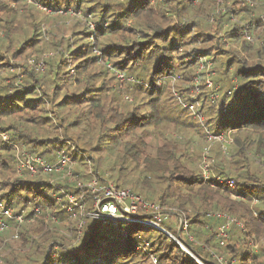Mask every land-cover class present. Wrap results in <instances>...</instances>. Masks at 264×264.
I'll use <instances>...</instances> for the list:
<instances>
[{"label": "trees", "instance_id": "trees-1", "mask_svg": "<svg viewBox=\"0 0 264 264\" xmlns=\"http://www.w3.org/2000/svg\"><path fill=\"white\" fill-rule=\"evenodd\" d=\"M10 1L0 0L6 15H0V203L26 220L9 219L0 231L2 264H140L151 258L157 264H218V256L227 264H264V0H12L22 14ZM37 3L54 14L73 7L94 17V41L81 26L71 39L46 41L47 14ZM44 46L53 53L45 72L24 62L20 74L10 73L12 59L39 60ZM200 56L225 57L215 68L218 100L210 99L204 83L197 96L205 129L223 135L231 150L225 155L214 146L208 178L199 163L202 126L195 128L192 113L173 93L192 98ZM22 151L47 162L68 154L78 163V178L21 175ZM80 153L101 184L117 174V188L131 185L146 202L182 215L188 231L173 233L171 220L162 227L193 255L156 228L136 222L95 226L89 217L79 218L82 232L71 244L59 231L74 223L63 205L65 193L83 195L87 212L96 199L80 187L91 180ZM78 231L73 225L75 238Z\"/></svg>", "mask_w": 264, "mask_h": 264}, {"label": "built area", "instance_id": "built-area-1", "mask_svg": "<svg viewBox=\"0 0 264 264\" xmlns=\"http://www.w3.org/2000/svg\"><path fill=\"white\" fill-rule=\"evenodd\" d=\"M45 9L49 13H55L52 10ZM60 13H65L66 15L70 14L72 10L63 11L60 10ZM73 14H81L80 11H73ZM95 28V26H93ZM95 30V29H94ZM248 39L251 37L248 35ZM213 60H211L208 56H200L197 59V71L193 77L194 79V91L192 93L191 100H183L182 105L186 109H190V111H196L197 107L200 105V101L196 98V90L198 91L199 85L196 82L203 80L204 73L207 78H205V83L208 86H212V81L210 80V75L213 73ZM119 78L124 80V75L120 74ZM203 120V118H202ZM3 139L5 141H9L8 136L3 135ZM214 139H219L221 141H225L223 135L218 137L212 136L210 137V141ZM76 161L68 154L63 152L59 153L58 158L55 162H47L41 157L34 156L29 154L28 152L22 151L20 157L19 164V173L20 174H30L37 175L39 173L42 174H52V173H67L65 176L69 178L70 181H74L78 178V176L70 171L72 165H74ZM89 174L92 176V180L81 184L80 187L87 186L93 194H96V199L93 205L92 211H86V207L83 204V195L80 196V199L73 193H65L64 200L67 201L66 210L73 215V212L79 210V214L81 212L80 218L89 217L94 221L95 226L97 224H101V226L114 225L115 227H119L121 222H136L140 223L144 227H153L161 232L165 233L173 240H175L184 251H188V247L185 245L184 241L173 235L166 228L162 227L164 219L168 217L170 212L162 211V207L160 205L151 204L140 198L139 196L134 195L130 191L126 189H120L116 186L107 183L101 184L97 174L94 173V169L89 170ZM205 176L208 177L207 168L205 169ZM232 185V183L230 182ZM60 202H62L61 197L57 198ZM154 208L156 212H150L148 210ZM161 209V211H160ZM144 213L142 214L141 211ZM153 210V209H152ZM38 211V209L36 210ZM184 218V217H182ZM15 219L18 223H23L26 220V215L24 213H17L11 207H7L4 203H0V231H4L8 227V220ZM56 221V218H54ZM185 220V218H184ZM183 221V220H182ZM57 222V221H56ZM188 228V223L185 220V224H183V228L179 227V230L186 231ZM121 232L126 235V231L124 229ZM81 235V231L79 233V237ZM78 237V238H79ZM191 239V238H190ZM154 264H157V259L153 258Z\"/></svg>", "mask_w": 264, "mask_h": 264}, {"label": "rangeland", "instance_id": "rangeland-1", "mask_svg": "<svg viewBox=\"0 0 264 264\" xmlns=\"http://www.w3.org/2000/svg\"><path fill=\"white\" fill-rule=\"evenodd\" d=\"M23 1V0H22ZM24 2H25V0H24ZM94 2V1H93ZM27 4H32L33 3V1H31V0H28L27 2H26ZM248 4H250L252 7H254V6H256V4L254 3V2H248ZM10 6L12 7V8H14L15 10H17V11H19L21 14L24 12V8L22 7V6H20V4H18V3H15L14 1H10ZM35 7L38 9V10H41V11H43V12H45V14H47V20L46 21H44L43 22V24H42V32L44 33V37H45V39H46V41H52V39L54 38V37H56V38H65V39H71V37H73V30L74 31H77V30H79L81 27H87L88 28V32L90 33V36H89V38H90V40L91 41H94V39H95V33H94V29H96V27H97V24H96V22H95V19H94V17H92V16H88V17H86V15L84 14V12H83V10H77V9H74L73 7H69L67 10L69 11V10H72V12L70 13V14H68V15H66L65 13H58V14H54V13H49V12H47L45 9H43V8H46V9H48V10H52V9H50V8H48V7H46V6H44V5H42V4H35ZM64 11H67V10H65V9H63ZM73 11H80L81 12V14H73L74 12ZM264 14V13H263ZM0 15L2 16V17H5L6 15L5 14H1L0 13ZM264 15H262V17H263ZM20 19H21V21L22 22H24L25 21V19H26V17L25 16H22V17H20ZM108 24L107 23H103V26L105 27V26H107ZM81 26V27H80ZM93 26H95V28H93ZM25 27L26 28H28V25H25ZM74 28V29H73ZM1 36H2V33L0 34ZM250 37H251V39H248L250 42H255V40H256V36L255 35H253V34H251V33H249L248 34ZM88 38V39H89ZM54 40V39H53ZM74 40V39H73ZM87 40V39H86ZM89 40V41H90ZM50 41V42H51ZM226 41V40H225ZM226 43H227V45L228 46H231V43L230 42H228V41H226ZM44 48V55H42L41 56V58L39 59V60H36L35 59V57L34 56H31V57H28V58H26V59H24V58H17V59H12L11 60V63H15L16 64V67L15 68H12L11 70H10V73H12V74H14V75H17V74H20V72H21V67H20V65H22L24 62H27L28 63V65H29V67H31V69H35V71H37V72H45V70H46V61H45V59H47V56L49 55V54H53L52 52H51V50H50V47L48 46V50H47V47H43ZM47 50V51H46ZM53 50V49H52ZM49 51L51 52V53H49ZM46 52V53H45ZM208 57H210V56H208ZM211 58V57H210ZM198 59H199V57H198ZM26 60V61H25ZM212 60H213V70H211V72H213L209 77H210V80L212 81V86L210 87V86H208L206 83H205V78H204V81L201 79L200 81H198V82H196L197 83V85H199V88H198V91L196 90V92H195V94H196V98H197V96L198 95H200L201 94V92H202V83H204V84H206V86L208 87V88H210V90H211V95H210V99H212V100H218V98H219V95H218V92H217V90H219L220 89V85H216L215 84V82H214V78H216L217 76H218V71H216V67L218 66V65H220V64H222L223 62H224V60H225V57H222V56H218L217 58H212ZM197 71V70H196ZM0 72H1V70H0ZM120 74H122V73H120ZM120 74H118L117 76H118V78H119V75ZM204 76L207 78V76H206V74L204 73ZM225 78V77H224ZM121 81H123L122 83H125V79L124 80H122L121 79ZM17 83H21L22 82V79L21 78H17V81H16ZM235 82V81H234ZM192 85H193V87H192V89H191V92L193 93V89H194V79L192 80ZM209 90V91H210ZM177 92H178V90L177 89H175V90H173V93L175 94V96L177 97V99H178V101L182 104V98H180L179 96H177ZM194 94V93H193ZM127 99L129 100V101H132V98H130L129 97V95L127 96ZM198 99V98H197ZM185 100H189V99H187V98H185ZM191 100V99H190ZM200 103V105L197 107V110L196 111H190V109H188L191 113H192V116H191V118H190V120L191 121H193V123L196 125V129L197 128H199L198 126L200 125V126H202V128H200V130L201 129H203V132H201V136L202 137H205V144L202 146L203 147V149H202V158L200 159V161H199V163L201 164L200 166L202 167V169H203V173L205 174V169L207 168V165H209V162H210V157L212 156V154H213V148H214V146L216 147V150H217V152L218 153H224L225 155H229L230 153H231V150H230V148H229V144L228 143H225L224 141H221V142H218V141H220L219 139H214V140H216V142H213V141H210V137H212V136H215L212 132H210L209 131V128L206 130L205 129V127H204V125H205V115H204V113L202 112V105H201V101L199 102ZM184 107V106H183ZM185 108V107H184ZM225 108V110L227 109V105L224 107ZM202 118H203V120H202ZM206 130V131H205ZM202 131V130H201ZM194 140V143H196V140H197V138H194L193 139ZM218 140V141H217ZM222 142H224V143H222ZM222 143V144H221ZM221 144V145H220ZM194 146H196L195 144H193ZM219 145V146H218ZM215 151V150H214ZM80 155H83V157H86V161H87V163H88V165H84V167H82V169H84V168H88V172H89V170H92L93 171V167H92V164H91V161L89 160V158L84 154V153H80ZM82 156H78V158H77V160L79 161L80 159H82L81 158ZM76 161V160H75ZM198 163V164H199ZM81 166H83V165H81ZM80 166V167H81ZM78 167V163H77V161H76V163L74 164V165H72V167L70 168V171L71 172H73L74 173V169L75 168H77ZM264 168V167H263ZM81 169V170H82ZM263 171H264V169H263ZM59 173V172H58ZM58 173H54V174H58ZM21 175H24V174H21ZM46 175V174H45ZM67 175V173H63L62 174V177H64L65 178V176ZM29 177H35L34 175H28ZM117 174H113V178H112V174L110 175V176H108L107 178H108V182L110 183V184H112V185H114V186H116V184H115V182H114V180L117 178ZM129 177V176H128ZM208 177H209V172H208ZM208 177H205V178H208ZM136 178V177H135ZM129 179H130V177H129ZM91 180H92V176H91ZM90 180V181H91ZM75 181V180H74ZM73 182V181H72ZM228 184V186L231 188V189H234V186H233V184L231 185L230 184V182H228L227 183ZM133 187L131 186V185H129L128 186V188L126 189V190H128V191H130L131 193H133L134 195H139L138 194V190H135V189H132ZM231 195H232V198L234 199V200H246L245 198H243V197H240V196H238V195H236V194H233V193H231ZM63 205H67V201L65 200V204H63ZM156 205H159V204H156ZM66 208V207H65ZM153 209V210H152ZM152 209H150V210H148V211H150V212H156V210L154 209V208H152ZM162 209V211H166V212H170V215L171 216H173L172 218L170 217V215H168V217L166 218V219H164L165 221H167V220H171L172 222H174V225H172V232L173 233H175L176 232V234H178V231H179V227L180 228H183V224H185V220H184V218H182V215H179V213H177L175 210H166V209H164V208H161ZM161 209H160V211H161ZM143 211H146V210H142L141 211V213L143 214L144 212ZM68 212V211H67ZM80 215H81V212H80V214H79V210H76L75 212H73V215L70 217V219L74 222L73 223V225H76L77 226V228L79 229V231H78V234L80 233V231L82 230V227H83V224H84V220L82 219L79 223H78V221H79V218H80ZM183 220V221H182ZM56 221H57V224H59L60 222L56 219ZM59 222V223H58ZM24 223V222H23ZM61 224V223H60ZM73 225H69L68 227H65V226H62V225H60V228H61V230H59L60 232H61V234H63L66 238H67V240L71 243V244H76L77 242H78V240H79V238H75V236H74V233L72 232V228H73ZM102 227H105V226H102ZM169 229V228H168ZM107 231V230H106ZM186 231H188V228H187V230ZM82 232V231H81ZM16 236L17 235H15V238H16ZM79 237V236H78ZM14 238V237H13ZM11 240V239H10ZM102 243H103V241H102ZM107 243H109V244H113L114 243V240H112V239H110V240H108V242ZM179 245V244H178ZM63 247H65V246H63ZM68 247H70L69 245L67 246V252L69 253V252H71L70 250H71V248H68ZM58 248H62L61 246H59ZM57 249V248H56ZM181 249H183V248H181ZM188 249V248H187ZM5 251H6V249H5V247H4V249H2V252L0 251V256L1 255H3L4 253H5ZM186 252H188L189 254H191V255H193L192 254V252L188 249V251H186ZM56 256L55 257H57V258H59L60 257V254H61V252L59 251V249H57V252H56ZM54 257V258H55ZM141 257V256H140ZM215 257H216V255H215ZM217 258V263L218 264H227V261L223 258V257H220V256H218V257H216ZM195 259H197V258H195ZM135 260H139V259H135ZM152 260V261H151ZM151 260L150 261H148V262H146V263H144V262H142L141 260H139V263L140 264H154V262H153V259L151 258ZM2 261H3V258H2V256L0 257V264H2ZM197 261L200 263V264H204V263H202L201 261H199L198 259H197Z\"/></svg>", "mask_w": 264, "mask_h": 264}]
</instances>
